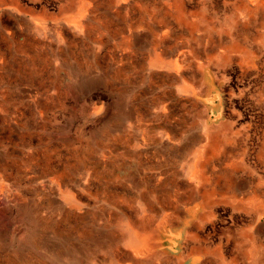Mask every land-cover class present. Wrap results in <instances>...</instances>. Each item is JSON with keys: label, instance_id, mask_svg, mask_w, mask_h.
Returning a JSON list of instances; mask_svg holds the SVG:
<instances>
[{"label": "rangeland", "instance_id": "obj_1", "mask_svg": "<svg viewBox=\"0 0 264 264\" xmlns=\"http://www.w3.org/2000/svg\"><path fill=\"white\" fill-rule=\"evenodd\" d=\"M180 1L0 0V264H191L193 246L197 264H264V0ZM214 139V203L184 226L189 183L204 186L188 150ZM163 212L169 242L135 256L125 225L154 236Z\"/></svg>", "mask_w": 264, "mask_h": 264}, {"label": "bare ground", "instance_id": "obj_2", "mask_svg": "<svg viewBox=\"0 0 264 264\" xmlns=\"http://www.w3.org/2000/svg\"><path fill=\"white\" fill-rule=\"evenodd\" d=\"M137 2V1H136ZM135 4V3H134ZM168 4H169V9L171 11H173L174 13H178L179 12V6L181 4L180 0H168ZM111 13V12H110ZM113 14V12L111 13ZM110 15V14H109ZM16 16V15H15ZM15 18V17H14ZM28 18V17H27ZM26 18V19H27ZM147 20V19H146ZM79 21L75 22V25H78ZM74 25V26H75ZM158 29V28H157ZM32 32V31H31ZM33 33V32H32ZM128 33V32H127ZM134 37V36H133ZM170 49V48H169ZM149 51V50H148ZM171 55V54H170ZM253 59V58H252ZM9 62V61H8ZM12 62V61H11ZM155 66L157 67H162L165 68L167 71H172L174 68V65L171 62H166L165 60L156 57L153 63ZM10 70V69H9ZM207 70V69H206ZM72 74V73H71ZM11 75V74H10ZM88 77V76H87ZM210 77V76H209ZM208 78V77H205ZM211 79V78H210ZM165 82V81H164ZM206 84V83H205ZM38 85V84H37ZM25 91H23L24 93ZM183 92H188V89L185 88L183 90ZM27 93V91H26ZM220 93V92H219ZM43 95V94H42ZM148 95V94H147ZM137 96V95H136ZM21 97V96H20ZM198 98V97H197ZM4 99V98H3ZM210 99V98H209ZM138 100V99H137ZM44 101V100H43ZM117 105V104H116ZM221 106V105H220ZM222 107V106H221ZM132 111V110H131ZM129 111V112H131ZM135 112V111H134ZM219 112V111H218ZM17 113V112H16ZM43 114V113H42ZM113 114V113H112ZM221 114V113H219ZM146 115V114H145ZM123 116V115H122ZM214 116V115H213ZM109 118V117H108ZM209 118V117H208ZM8 122V121H7ZM216 122V121H215ZM9 123V122H8ZM42 123V122H41ZM106 124V123H105ZM35 126V125H33ZM11 127V126H10ZM106 127V126H105ZM120 127V126H119ZM19 130V129H18ZM16 132V131H15ZM19 134V133H18ZM197 135V134H196ZM90 136V135H89ZM137 143L136 146L134 148V150L137 153H140L141 156L146 157L147 154L149 153V151L152 150V147L148 144V133L143 129L141 130L140 128H137ZM192 137V136H191ZM55 138V137H54ZM93 138V137H92ZM80 140V139H79ZM193 141V139H191ZM190 140V141H191ZM202 140V137L200 136V141ZM82 141V140H81ZM88 141V140H87ZM91 141V140H90ZM112 141V140H111ZM170 141V140H167ZM188 141V140H187ZM186 141V142H187ZM212 142H210L209 145L206 146H199V147H195V148H190L189 150L186 148H180V149H176L173 148L171 145V142L166 143L165 145H161L164 146V152L168 153L169 158H174L175 156H179L177 153L181 152V150L183 149L182 152H184V150H188V151H192V155L190 156V158L187 160V168L184 172V174L187 176L188 178V182L191 181H199L203 180L204 181V186H202V188H200L199 186H195V188L192 186V183H189V186H191L192 190H191V198H194L193 202L187 201L185 202V206L184 207V213L186 215L183 223L184 226H187L188 223L190 221H193L194 219H197V215L200 214L201 209L203 208L202 203H205L206 206L208 208H211V206L214 203V193L216 191V182L214 179V169L210 168V170H208L209 165L212 163V161L215 159L216 157V152L218 151L219 147H218V140L214 139L211 140ZM76 142V141H75ZM77 143V142H76ZM184 146V145H182ZM160 147V146H159ZM262 151L264 153V146L262 147ZM221 151L218 154V158L221 157ZM152 155V154H151ZM1 156V155H0ZM98 160V159H97ZM149 163L150 160L148 159ZM129 162V160H128ZM148 163V162H147ZM146 163V164H147ZM148 163V164H149ZM97 169V168H96ZM226 169H228L227 171L231 172L232 174H237L240 171H244L246 168H242L241 166H239V164L237 163H230ZM247 170V169H246ZM148 172V171H147ZM229 173V172H228ZM158 175L157 178V183L156 185L159 184H166L168 182L170 183H174L176 182L179 178L183 177V173H181L180 171H175L172 175H170V173H156ZM230 174V173H229ZM50 177V176H49ZM171 177L174 181L165 179ZM66 178V177H65ZM146 178V177H145ZM51 179V178H50ZM140 180V179H139ZM184 180H186V177L184 178ZM40 181V180H38ZM249 183V182H248ZM0 188H5L6 189V185L4 182V177L2 175H0ZM246 188V187H245ZM249 189H251V187H248ZM56 189V188H55ZM35 190V189H34ZM8 191V190H7ZM72 191V190H71ZM248 191V190H246ZM249 192V191H248ZM174 194H178L177 191H174ZM251 194V198L248 204L253 205L254 202L256 201V197L252 195V192H250ZM1 195V194H0ZM43 195V194H42ZM31 198V197H30ZM245 198V195H242L241 198H236V200L241 201L242 199ZM16 199V198H15ZM61 199H62V204L64 206H67L69 210H71L72 212H76V211H82L84 209L83 204L81 203V199L79 197V195L77 194H69V195H61ZM170 200L172 201L171 205L176 201H178V199L176 198V195L174 196H170ZM205 206V205H204ZM263 210L260 211V213L258 214L259 217L264 215V207L262 206ZM259 209V208H257ZM63 211V210H62ZM56 212V211H55ZM46 213V212H45ZM49 215V214H48ZM264 217V216H263ZM159 221L157 223V231L154 233V236L150 235L149 232L146 231V229L148 228L150 221H146L145 224H141L140 226H134L131 223H128L125 225L124 227V233H125V242L127 247L133 251L135 256H152L154 254V252L157 251V249L161 248L162 244H166L169 241H166V238L168 237V226H170L171 220L172 218L170 217V214H165L164 212L162 213L161 216L158 217ZM183 219V218H182ZM137 222V221H136ZM260 222V221H259ZM178 223V222H177ZM257 224V223H255ZM208 227V226H207ZM72 232V230H71ZM75 233V232H74ZM77 233V232H76ZM75 233V234H76ZM47 234V232H46ZM187 234H190L189 232ZM79 236V235H78ZM157 236V238H156ZM1 237V236H0ZM43 237H45L43 235ZM42 237V238H43ZM174 236L170 237V240H174L173 239ZM190 237V236H189ZM62 238V237H61ZM109 239V238H108ZM176 239V238H175ZM106 240V239H105ZM182 240V239H180ZM60 241V240H59ZM18 242V241H17ZM28 242V241H27ZM9 243V242H8ZM82 243V242H81ZM44 244V243H42ZM84 244V243H82ZM24 245V244H23ZM26 245V244H25ZM45 245V244H44ZM43 245V246H44ZM55 245V243H54ZM177 245V243H176ZM7 246V245H6ZM50 246V245H49ZM79 248V247H78ZM76 248V249H78ZM180 248V247H179ZM181 249V248H180ZM192 252L189 253L188 257L191 260V264H197L199 262H201V257H204L207 253H203L202 251L207 252L206 250H203L202 248L193 246L192 247ZM16 250V249H15ZM62 250V249H61ZM71 250V248H70ZM36 251V250H35ZM176 253V252H175ZM71 254V253H70ZM133 255V254H132ZM115 259V258H114ZM59 261V260H58ZM62 264V263H61ZM114 264H118L116 263V261L114 262Z\"/></svg>", "mask_w": 264, "mask_h": 264}]
</instances>
